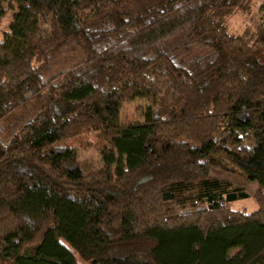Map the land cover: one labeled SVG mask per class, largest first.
Returning a JSON list of instances; mask_svg holds the SVG:
<instances>
[{
    "label": "trees",
    "instance_id": "1",
    "mask_svg": "<svg viewBox=\"0 0 264 264\" xmlns=\"http://www.w3.org/2000/svg\"><path fill=\"white\" fill-rule=\"evenodd\" d=\"M256 1L0 0V264H264Z\"/></svg>",
    "mask_w": 264,
    "mask_h": 264
},
{
    "label": "rangeland",
    "instance_id": "2",
    "mask_svg": "<svg viewBox=\"0 0 264 264\" xmlns=\"http://www.w3.org/2000/svg\"><path fill=\"white\" fill-rule=\"evenodd\" d=\"M264 2V0H257L254 4V8L252 9V12L249 16H244L240 13H237L236 15L229 18L228 21V29L232 32L241 33L245 27L257 24L261 21L260 14L258 13V8L261 5V3ZM12 17V13L10 12L8 16L5 18V20L2 22L0 26V38L2 37V33L7 28V23ZM37 106V104H36ZM151 107V104L147 100H139L135 99L132 102L125 103L122 107L120 122L122 125H131L136 123H142L144 121V114L145 112ZM21 113V114H20ZM23 109L20 112H17L13 116H10L8 119H6L3 123L0 124V139L5 140L15 129L18 125H20V118L27 119L28 115L26 116L22 115ZM22 117H18V116ZM91 134L87 135L85 138L87 140H91ZM73 145L77 148L78 155L80 159H88L90 160L95 159L97 156V152L93 150H85L86 147H81L80 144L73 143ZM247 187L249 188V191L251 195H254L257 190V186L255 183H248ZM257 208L256 204L253 200H245V201H239L236 202L233 205L234 210H240V211H247L251 212L254 211Z\"/></svg>",
    "mask_w": 264,
    "mask_h": 264
}]
</instances>
